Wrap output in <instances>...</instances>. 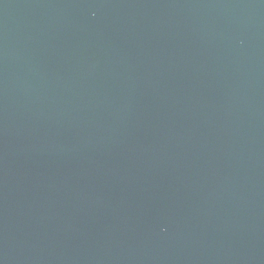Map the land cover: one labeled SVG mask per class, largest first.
I'll use <instances>...</instances> for the list:
<instances>
[{"label": "water", "instance_id": "1", "mask_svg": "<svg viewBox=\"0 0 264 264\" xmlns=\"http://www.w3.org/2000/svg\"><path fill=\"white\" fill-rule=\"evenodd\" d=\"M0 264H264V0H0Z\"/></svg>", "mask_w": 264, "mask_h": 264}]
</instances>
